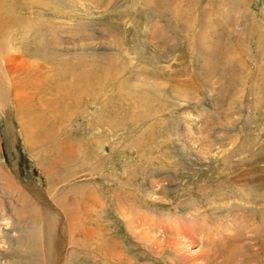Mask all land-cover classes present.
<instances>
[{
    "label": "rangeland",
    "instance_id": "obj_1",
    "mask_svg": "<svg viewBox=\"0 0 264 264\" xmlns=\"http://www.w3.org/2000/svg\"><path fill=\"white\" fill-rule=\"evenodd\" d=\"M23 1L28 5L21 14L31 18L26 26L39 25L14 37L12 82L20 90L26 80L17 76L35 66L27 82L46 81V87L35 96L27 92L28 108L43 112L52 135L25 134L9 100L10 109L0 114V185L10 175L50 212L59 209L61 191L71 189L60 200L64 207L76 188L82 192L73 211L79 222H72L81 230L72 238L83 246H70V224L59 219L64 247L58 246V257L68 261L73 253L70 264H180L136 244L132 236L142 228L137 221L129 230L127 218L148 214L163 223L178 215L181 222L195 206L211 224L230 217L223 218L214 243L189 245L192 253L208 258L210 251L213 264H264V0ZM77 72L88 96L70 87ZM56 81L60 94L48 87ZM52 99L63 108L48 105ZM188 111L200 120V151L181 136ZM220 194L227 205L208 208L206 202ZM0 199L13 224L0 221V231L20 240L15 261L43 264L44 250L32 248L43 241L38 224L26 213L15 216L1 190ZM102 241L111 255L104 256ZM116 251L122 262L112 260Z\"/></svg>",
    "mask_w": 264,
    "mask_h": 264
},
{
    "label": "bare ground",
    "instance_id": "obj_2",
    "mask_svg": "<svg viewBox=\"0 0 264 264\" xmlns=\"http://www.w3.org/2000/svg\"><path fill=\"white\" fill-rule=\"evenodd\" d=\"M10 1H13V0H0V52L2 49L3 52H1V53H3V54L6 53V55L0 54V114H2V113L5 114L4 110L10 109L8 104L10 103L9 100H11L15 104L14 105V107H15L14 110L16 111L15 114H17L18 120L21 123V129L24 131V133L25 134L28 133L31 135V134H33L34 131L37 132L39 130V132L42 131L44 134L42 137L41 134L38 132V134L41 138H44V137L48 138L49 136L52 135V133L51 132L49 133L47 130L44 129L45 120L42 117H45V116H42L43 112H40V111L39 112H36V111L30 112L29 108H28V106L31 104L30 102L32 100L30 98V95L32 94V96H35V94H37V92L40 93L41 90L43 89V87H46V86H44V83L46 81L41 82V83L40 82L30 83V81L27 82L28 81L27 79H30L28 72L35 70V69H31V68L35 67L34 65H32L31 68H29V66H28L27 69L25 68L27 75L26 74L24 75V73L22 72V73H19V75L17 76V78L21 76L24 78V80H26L24 82H22V80H21V82L23 84H25V86L23 84H21V85H23L22 88L17 91V88L14 87L15 85L12 82L13 81L12 80L13 75L16 72L9 65L10 64L9 63V57L16 56L18 53V49H16L17 44L16 43L14 44V42H15L14 37L17 36V34H19V33H23V32L28 33V31H29L28 28H30L32 30L34 27H37L35 25H39V24L33 23L34 24L33 26H30V27L26 26L27 23H29V21L31 20L30 17H28V16L26 17L25 15L21 14L23 11H25V8L28 5V4H25L26 1L21 0L22 2H20L18 4L12 3L13 5L11 3H9ZM14 1H17V0H14ZM33 3H35V2H33ZM16 11H19V12H16ZM26 12H27V10H26ZM18 23H20L21 26L17 25ZM13 26H16L17 28H14V30H13ZM22 26L27 27V29H24L21 31ZM34 29H36V28H34ZM43 30L46 31L45 29H43ZM34 32L37 33L36 31H34ZM84 66H86V64ZM86 67H89V66H86ZM89 68H91V67H89ZM17 70L18 69H16V71ZM88 70H90V69H87V71ZM93 72H95V71L93 70ZM81 76H80L79 72H77V75L74 77L75 78L74 82L72 83V85H70L71 89L74 88L76 91V93H74V95H77L78 97L84 96V95L88 96L87 92L89 91L88 90L86 92V90L89 88L88 86L82 85V83H84V82H82L83 78ZM91 77H93V81H96L94 79H96L97 76L94 78V74H93ZM84 79H87V77H85ZM52 80L55 81L57 79H52ZM52 80H49L47 82L51 83ZM84 81L86 83V80H84ZM10 82H12L13 87L10 86ZM57 82L58 81L53 82L48 87H50L51 90H54L56 94L57 93L60 94L62 91V87L59 84H57L55 86V83H57ZM88 82H90V81H88ZM154 88L155 89L157 88L156 91H158V87H154ZM47 90L50 91L49 89H47ZM47 90H46V93H47ZM31 91H34V92L31 93ZM152 91H155V90L152 89ZM27 92H30L31 94L27 93ZM176 92L178 93V90H176ZM56 94H55V98H56ZM178 94L180 95L181 93H178ZM179 98L183 99L182 96L181 97L179 96ZM50 101H47L48 105L54 106L57 109L63 108L59 102H56V101L53 102V99H52V102H50ZM183 114L184 115L182 116V119L180 122L181 133H182L181 136H183L184 142L187 141L190 143V146L192 147V149H196L197 151L198 150L200 151V150H202L200 147V145H202V144L199 141L202 138L201 137L202 133L200 132V124H199L200 120L198 119L199 117L196 114H193L189 111L185 112ZM37 124H38V127H37ZM39 126H40V129H39ZM37 137H38V135H37ZM205 147H203V149ZM3 180H4L3 184L0 185V190H1L3 197L7 196L10 198L11 203H12V205H10V207L13 210V213L15 214V216L18 217L19 215L22 216L25 213L28 214L30 217V220H32L33 224L35 223L36 225L38 224V226H39L37 231H35V232H37V234H39V233L43 234V241L40 245L38 243L41 239L40 240L37 239V243L32 244L33 250L34 249L35 250L37 249L40 251H41V249H42V251L44 250L45 257L43 260V264H70L69 261H70L71 257H73V253H71V252L69 253L68 261L66 259H60L58 257L60 255V254L58 255V251H57L58 246L60 245V243H63L62 246L64 247V241L61 239V237H60L61 240L58 239L59 236L57 237V235H58L57 234V232H58L57 227H58L59 219H60V221L62 219H64L66 221L65 223L68 222V224H70V226L67 225V234H68V237L71 238L70 239V246L74 245L76 250L81 245L83 246V242H81L79 239L73 240V238H72L74 236L76 230L78 232L81 230L78 227L75 230L73 228L74 224L79 222V221H76V219H74L76 216L75 217L73 216V211L77 209L76 205L81 200L80 198H78V195L82 196V192L78 191L76 188L74 193H73V196H71V198H69L71 200L70 205L67 207H64L65 205L63 206L61 201L64 202V200L67 199L65 194L67 192H70L71 189H68L67 191H61V193L59 195V200L57 202L59 209L56 212H50L46 209L39 208V206H37L34 203V200L31 197V195H28V196L25 195L23 190H21V188H19L17 181H15V179L13 177H11L10 175L4 174ZM48 183H50V182H48ZM49 186L52 189L53 186L51 187L50 184H49ZM224 200L227 201L228 197H226L225 195L221 196V194L216 195V196L211 197L210 200H208V202H206V206H209L208 208H210V207L214 208V211L219 210L218 209L219 207H222V206L225 207L227 205L224 202ZM13 203L16 204L18 208L15 207L13 205ZM9 204H10V201H9ZM67 210L71 211V212L69 211L70 214L67 212ZM78 214H80V211L77 212V215ZM200 215L201 214L197 211L196 207L192 206L191 209L188 208V210L186 211V217L181 222H180L178 215L173 216V217L170 216L172 218H170L167 215L164 218V222L159 223L158 222L159 220L157 218H155L154 216H152L151 219L148 218V214L145 215L147 218L144 215H142L136 219L132 218V217L131 218L128 217L127 222L129 224V227H128L129 230H133V228H135L137 221H138L137 223H140V224H137L136 227H141L142 229H140L137 233L133 234L132 237L134 239H136V244L142 246L144 249H146V251H151V252L156 253V254H158V253L159 254H165V253L170 254L171 256H174V257H177V259H180L179 260L180 264H211V263L213 264V263H215L214 259H216V258H214V256L210 253V251L207 252L208 258H206L207 257V255H206L205 256L206 259H205V258H202L203 252L198 250L197 251L198 253L197 252L192 253L191 250H189L188 246L192 245V244H198L199 245V244H202L201 242H203V241H207L209 243H214L217 240L216 239L217 238V236H216L217 232H219L220 229L222 228L221 226H223L221 224L223 218L225 219V221H227L226 218H229L230 216L216 219L215 224H211L208 217L203 218V217H200ZM4 219H6L5 222H7V224H9L10 227H13L11 217L5 213V205H4L3 199H0V221H3ZM172 219H174V220H172ZM74 220H75V223L72 224V222H74ZM156 229H159L162 235L174 234V235H176V237L175 238L174 237L168 238V237H163V236L162 237H156L155 235H153V233H156L155 232ZM64 230H66V229H64ZM206 231H208L209 233H207ZM210 231H214L215 233H210ZM39 235H37V236H39ZM0 236H1L0 237V264H18L15 261V259L18 258V256L21 255V253H18V251H16L17 248H15V247L18 245L17 244L18 242L20 243L19 237H15V238L10 237L9 238L3 234L2 230L0 231ZM160 239H162V240H160ZM222 239H224V238H222ZM224 240L228 241V242L225 241L227 246H229V245H230V247L233 246L234 242H232L231 240H227V239H224ZM4 241H6L7 245L4 244ZM15 241L17 243H15ZM97 245H98V247H101L99 244H97ZM153 245L155 247H153ZM4 246H6V247H4ZM107 246H108L107 243L105 241H102V247H103L102 249L104 251V256H106L107 254L111 255V253H112V249L107 247ZM162 248H165V249H162ZM201 248H202V246H201ZM185 253L186 254L187 253L192 254L193 256L186 259ZM10 255H12V256H10ZM118 256H120V255H118V251H116V253L113 255V257H115V258L112 259L116 263H117V261H119L121 259L120 258L118 260ZM119 262H122V261H119ZM124 264H133V263H131V261H129V260H125Z\"/></svg>",
    "mask_w": 264,
    "mask_h": 264
}]
</instances>
